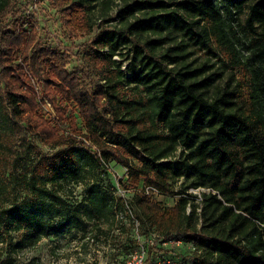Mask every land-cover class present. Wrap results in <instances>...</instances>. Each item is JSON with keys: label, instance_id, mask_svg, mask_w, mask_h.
I'll list each match as a JSON object with an SVG mask.
<instances>
[{"label": "trees", "instance_id": "trees-1", "mask_svg": "<svg viewBox=\"0 0 264 264\" xmlns=\"http://www.w3.org/2000/svg\"><path fill=\"white\" fill-rule=\"evenodd\" d=\"M43 1L73 34L93 31L97 3L108 12L120 1L122 27L97 34L70 71L67 51L41 44L36 18L0 0V250L66 230L96 240L118 224L128 203L97 177L81 200L65 187L113 160L127 170L140 227L157 234L144 264L176 242L188 250L175 264H264V0ZM125 50L129 75L114 59ZM45 101L60 123H75L62 102L73 104L87 132L73 124L61 135L37 115ZM146 187L179 199L164 206ZM192 189L207 190L199 203Z\"/></svg>", "mask_w": 264, "mask_h": 264}, {"label": "rangeland", "instance_id": "rangeland-1", "mask_svg": "<svg viewBox=\"0 0 264 264\" xmlns=\"http://www.w3.org/2000/svg\"><path fill=\"white\" fill-rule=\"evenodd\" d=\"M10 1L15 11L19 10L26 16L30 15L36 18L38 24V39L43 46L68 52L70 55V71H78L82 67V60L87 58V55L91 53L92 40L97 34L103 30H111L115 29V27L120 28L121 26L116 15L121 6L120 1H114L108 12L104 11L100 3H97L96 9L91 14L93 31L90 34L80 32L73 34L66 31L62 26L59 11L52 8L47 1ZM246 16L247 10L243 15L244 20ZM12 19V17L7 18L5 24L12 21ZM122 52L124 56L117 55L114 59L122 65V69L129 75L127 68L130 65L132 54L127 50ZM206 58L204 53H198L192 57V59H196V62H201ZM97 81L98 79L93 77V82L97 83ZM89 84H91L90 78ZM90 86H93V84ZM37 90L41 93L38 85ZM62 105L67 108L68 117L70 115L75 117V123L71 124L69 119L65 123H60L57 112L49 101H45L42 104L37 111V115L43 116L52 126L58 128L59 133L63 136H68L73 133V124L77 126L80 132L82 131L85 134L87 130L76 107L70 102L64 101ZM76 136L78 139L81 138L79 134H76ZM31 139L41 152H54L51 147L44 145L36 136H31ZM98 174L94 177L89 175L87 179L89 183L83 182L77 186L68 183L65 187L66 189L72 188L71 190L74 191L75 199L81 200L84 195V187L87 184H91L95 180V177H97L98 179H96L99 185H103L104 188L112 191L116 198H123L128 203L126 211L117 215L116 220L118 224L112 226L110 224H104L101 235L98 230L97 233L100 237L96 240L90 239L89 235L82 231L66 230L64 234L58 237L42 239L34 248L16 253H7L0 250V264H144L148 254V246L157 237V234L153 231L147 232L146 230H142L136 219L131 207L133 191L127 184V170L117 162L111 160L109 162L108 172ZM178 185L179 183L176 184L177 187ZM197 190L192 189L190 192L196 196V202L199 203V193L207 192V190ZM71 195V193H68V200L74 201ZM63 196L65 198L67 197L65 194ZM152 198L164 206H173L179 199V197L174 198L170 196ZM123 225L126 226L127 233L122 229ZM172 245L163 243L161 248H167L169 252L163 253L162 257L158 256L156 264H175L179 260V255L188 250V246L177 244L176 247L178 248L174 253H171L170 248ZM7 259L9 260L6 261ZM140 260H142V263H140Z\"/></svg>", "mask_w": 264, "mask_h": 264}, {"label": "built area", "instance_id": "built-area-1", "mask_svg": "<svg viewBox=\"0 0 264 264\" xmlns=\"http://www.w3.org/2000/svg\"><path fill=\"white\" fill-rule=\"evenodd\" d=\"M198 190H202V191H205L204 189H198ZM197 190V191H198ZM143 192L148 195V196H151V197H161L163 196L159 191H157L156 189L154 188H151V187H146ZM202 194V193H201ZM201 194L199 193L200 195V200H201ZM176 244H181V242H176ZM140 263H142V260H140ZM170 264V263H169Z\"/></svg>", "mask_w": 264, "mask_h": 264}]
</instances>
